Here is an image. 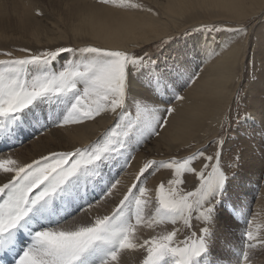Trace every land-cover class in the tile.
Wrapping results in <instances>:
<instances>
[{
  "label": "snow or ice",
  "instance_id": "6c2138e0",
  "mask_svg": "<svg viewBox=\"0 0 264 264\" xmlns=\"http://www.w3.org/2000/svg\"><path fill=\"white\" fill-rule=\"evenodd\" d=\"M99 2L153 11L133 0ZM192 31L186 29L154 43L151 52L85 45L41 52L23 48L20 51L26 54L22 57L3 53L8 58L0 59V136H6L45 103L52 104L47 119L53 126L83 124L106 112L114 115L115 125L88 145L49 152L31 163L0 156V173L7 177L0 183V264H8L9 256L11 264H123L126 255L137 252L142 256L139 264H219L213 255V225L242 213L230 193L237 173L229 175L220 162L223 136L183 158L149 160L122 194L117 187L121 181L113 182L107 171L119 159L127 167L133 158L127 151L129 144L138 146L160 136L159 130L169 123L175 108L156 103L162 99L158 90L167 92L170 82L175 88L195 83L198 74L189 71L188 52L172 48L178 44V36L195 39ZM194 31L244 33L246 26L218 29L202 24ZM165 49H171L170 55L161 59ZM65 53H78L80 58L66 59L59 69L54 68ZM141 73L154 84L153 95L143 96L132 89ZM169 99L183 101L185 97L173 91ZM241 100L236 99L237 127L248 118L239 113ZM232 123L229 110L222 131ZM212 144L216 151L206 154ZM197 160L205 161L200 169L193 167ZM151 168L170 169L173 178L167 184L161 182L150 196L153 190L143 186L146 181L142 178ZM186 173L198 181L193 190L183 188ZM97 190L100 199L93 203L89 196ZM116 195L118 202L110 211L95 214ZM194 220L205 226L193 230ZM246 223L249 227L242 234L245 243L237 264H250V250L255 247L250 242L258 239L251 230L252 221ZM166 224L173 225L172 230L142 238L141 228L155 230Z\"/></svg>",
  "mask_w": 264,
  "mask_h": 264
},
{
  "label": "rangeland",
  "instance_id": "374dc122",
  "mask_svg": "<svg viewBox=\"0 0 264 264\" xmlns=\"http://www.w3.org/2000/svg\"><path fill=\"white\" fill-rule=\"evenodd\" d=\"M89 1L98 6L112 8L117 11L129 13H136L139 11L137 9L122 8L115 5H105L100 3L99 0ZM117 2L119 3V0H117ZM125 2H127V0H125ZM133 2H139L144 6L148 5V7L150 6L151 8L155 7L152 2L148 0H133ZM33 3L35 18L38 19V22L41 23L44 30L50 31L53 28L51 25L54 23L60 31L66 34V38H62L61 40H57L53 43H36L34 41H28L24 39L23 35L15 28V26L7 23L4 26V29L7 32L9 38L0 41V59L8 58L3 54L5 52H12L14 56L22 57L26 54L20 51V49L23 48H28L32 52H41L46 49L54 50L57 47H82L85 45L99 47L103 46V48L126 50L135 53H139L142 50L151 52L152 45L154 43L162 39H168L169 37L177 35L186 29L193 30L192 35L195 37V39L185 36H178V44L174 43L172 48L175 49L177 47H181L188 52L187 61L189 62V71L192 74H198V78L196 79L195 83L191 85L175 88V86L170 82L167 92H165L163 88L158 90V95L162 99L156 101V103H159L163 108H167L168 106L174 107V114L177 111L176 108H178L180 101L169 99V97L172 96L173 91H176L185 97V94L189 91V89H191L200 79V75H202L204 72V67L208 64L207 62L214 61L220 54L219 52L221 48H224L225 45H227L226 47H229L235 41L238 43H246L245 54L247 56L244 55V58L242 59L236 76L237 82L232 89V97L226 106L222 121L220 123H218V120L214 121L211 125V128L209 127V130L207 129L208 132L206 131L203 133V136L199 134L192 138V140L186 141L188 143L185 142L186 144L184 143L183 145H178V147L171 152H166L164 148H160L158 146L156 142L159 136H152L150 139L143 141L138 146L132 142L129 144L127 150L133 154V158L130 159L128 166L122 167L121 165L123 164V160L119 159L117 162H115L114 166H111L107 170L110 176L114 178L113 182H115L117 179L120 180L124 173L130 170L132 165H135L138 167V169H140L149 160L155 159L157 161H167L173 156L177 158H183L194 153L198 148L207 146L209 141L223 136L225 143L221 149L220 162L223 165L225 172L229 175H231L233 172L237 173V179L231 183L230 193L232 200L239 208L242 209V213H237L231 220H217L215 222L213 227L216 232V237L213 255L218 259L219 264H237V260L239 258L238 254L242 252L243 245L245 243L242 234L249 227L246 221L253 220L258 201L264 195V138H262V133H264V10L242 20L217 19V17H215L213 20H209L206 16H202L201 19H187L184 22L181 20L177 24L179 26L176 28L171 27L172 30L169 32L170 34L168 33V35L161 37L162 39L160 38L153 42L145 43L140 41L131 42L129 44L130 47L117 48L89 40L80 41L75 38L72 29L69 27L70 20L66 17L69 7L59 2V0H33ZM6 7L13 10L9 5ZM66 9L67 11H65ZM38 12L42 13V15H38ZM12 14V20L14 21H11L14 23L16 16L14 13ZM202 24H207L210 26L215 25L218 29L246 26V31L244 33L226 31H212L210 33L207 31L195 32L194 30ZM195 42H198L196 43L198 45H196ZM170 52L171 49H165L163 52H161L160 58H166L168 55H170ZM73 57L79 59L80 54L65 53L55 61L53 67L59 69L66 59H72ZM156 58L157 57L154 54L153 59ZM131 87L135 92L143 96H150L154 94V84L150 82V79L143 73L135 77ZM238 90L239 97H236ZM240 98H242V100L239 105V113L241 117H243L245 114H248V118L243 120L239 127H237L235 123V117L237 113L236 99ZM165 100L167 102H164ZM51 110L52 104L48 103L35 108L31 113L28 114L26 119L22 120L19 125L13 126L6 136H0V156L6 157L10 155L16 161L19 158H28L40 145L46 144L48 142V140L52 137L51 133L57 132L56 130L58 129H67L74 125H78L68 124L63 126H53L47 119ZM229 110H231L233 123L231 128H228L227 125H224L222 131V124L225 119V114ZM102 117L110 119V122L95 138H93V140H91V142L97 140L106 129L114 127L115 125V118L111 112L103 113L95 120L87 121L85 123L96 122ZM37 121H39V123H37ZM42 124H46L47 127L42 128ZM167 125H165V127ZM165 127L159 130L160 134H162ZM56 147L57 149L55 150L41 152V155L35 156L36 158L33 160L39 159L41 156L48 155L49 152L71 151L73 149L67 147L65 141L59 145H56ZM215 151L216 145L212 144L211 146L207 147L206 154H212ZM33 160H30L27 163H31ZM204 163L205 161L203 160L194 161L193 167L200 169ZM230 164L233 165V167H228ZM138 169L133 176L131 184L133 183L136 174L139 172ZM172 178L173 173L170 169L160 168L157 170L155 168H151L142 178L146 181L143 186L153 190V192L149 193L151 196L154 195V189L161 182H165V184H167V181ZM185 178L186 182L183 185V188L186 191L193 190V188L198 183L197 179L191 173H186ZM4 182H6V180ZM131 184L129 186H131ZM89 199L92 200L93 203L100 199L99 190L91 193ZM118 199L119 196L117 199L114 196L111 198V201L110 199H107L101 205V208H104V211L99 213L96 212L95 214H104L105 212L110 211L111 208L115 206V203L118 202ZM150 211L154 212V208L150 207ZM193 223V230H197L205 226L203 222H196L194 220ZM172 227L173 225L171 224L161 225L160 227L155 228V230L152 228L143 227L140 229V233L142 238H147L160 231H170L172 230ZM176 227L179 228L181 225L177 224ZM258 227L262 228L261 225ZM259 239L260 241L254 240L250 242L255 244V247L250 250V264H261L260 260H264V236L263 238L261 237ZM131 254L132 255H130L128 259L125 257L126 260L124 259L123 264H139V261L142 259L141 254L138 252Z\"/></svg>",
  "mask_w": 264,
  "mask_h": 264
},
{
  "label": "bare ground",
  "instance_id": "6f19581e",
  "mask_svg": "<svg viewBox=\"0 0 264 264\" xmlns=\"http://www.w3.org/2000/svg\"><path fill=\"white\" fill-rule=\"evenodd\" d=\"M148 1H151L155 6L153 8L149 6L153 10L152 12L139 10L136 13H129L98 6L89 0H59L69 7L66 17L70 20L69 27L72 29L75 38L80 41L89 40L117 48L130 47L131 42L145 43L158 40L168 35L172 30L171 27H178L177 24L181 20L184 22L187 19H201L202 16H206L209 20H213L215 17L217 19L242 20L264 10V0ZM7 5L11 6L13 10L7 8ZM146 6L148 7V5ZM0 8V41L9 38L4 29L7 23L15 26L24 39L28 41L53 43L66 38V34L60 31L54 23L51 25L53 28L50 31L44 30L41 23L35 18L33 0H0ZM12 13L16 16L14 23L12 22L14 21L12 20ZM245 52L246 43L235 41L229 47L221 48L220 54L218 53L219 55L214 61L207 62L208 64L204 67L200 79L185 94V99L180 101L176 113L170 117L168 125L157 138L156 143L160 148H164L166 152H171L178 145H183L197 135L203 136V133L207 129L209 130V127L211 128L214 121L218 120V123L222 121L223 113L232 97V89L237 82V72L244 55H246ZM109 122L110 119L102 117L96 122L58 129L57 132L51 133L52 137L48 142L40 145L32 152L31 156L19 158L17 161L27 163L36 158L35 156L41 155V152L57 149L56 145L63 141L69 148L88 145ZM137 169V166L132 165L130 170L125 172L120 179L121 183L117 187L121 194L131 184ZM6 179L7 177L0 173V183ZM115 197L117 199L118 195ZM102 211L104 208L100 207L97 213ZM259 225L262 228L258 227ZM251 230L257 236L258 241H260L259 238H263L264 195L256 206ZM130 255L132 254L126 255V259ZM11 259V256L7 257L8 264H11ZM260 263L264 264V260H260Z\"/></svg>",
  "mask_w": 264,
  "mask_h": 264
}]
</instances>
